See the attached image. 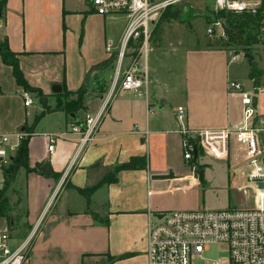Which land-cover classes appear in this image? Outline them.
I'll return each instance as SVG.
<instances>
[{
  "label": "crops",
  "instance_id": "1",
  "mask_svg": "<svg viewBox=\"0 0 264 264\" xmlns=\"http://www.w3.org/2000/svg\"><path fill=\"white\" fill-rule=\"evenodd\" d=\"M116 18L94 14L88 0H6L2 10L0 41L5 40L16 54L27 85L43 95L30 92L41 105L33 99L32 105L24 107V90L0 57V134L14 139L18 132L30 133L27 164L31 171L23 173L26 219L30 227L41 223L29 264H51L55 258L88 253L103 255L104 264H146L148 216L187 210L167 198L198 184L199 175L192 179V164L182 156L177 109L185 110L190 129H233L242 119L241 95L228 89V82L234 81L243 87L247 84L245 92L257 96V110L264 113V75L255 87L244 57V63L236 66L237 53L224 49L202 46L167 52L155 46L147 57L149 84L142 95L115 90L94 140L78 157L75 134L59 140L49 153L45 135H61L70 124L81 122L85 113L101 112L111 95L114 69L113 64L106 66L117 53L127 25L116 23ZM109 43L111 55L106 51ZM259 44L264 47V40ZM253 63L260 68L258 57L253 56ZM63 88L71 93L86 89L84 111L69 117L55 109L56 95ZM88 95H102V99L88 100ZM132 157H145L147 168L119 172L117 183L103 185L88 201L78 194L77 189L93 186L107 169ZM202 157H197L196 165L205 168ZM97 161L102 166L90 169ZM45 162L59 178L40 172ZM169 171L174 178L151 179ZM124 255L130 256L121 258Z\"/></svg>",
  "mask_w": 264,
  "mask_h": 264
},
{
  "label": "built area",
  "instance_id": "2",
  "mask_svg": "<svg viewBox=\"0 0 264 264\" xmlns=\"http://www.w3.org/2000/svg\"><path fill=\"white\" fill-rule=\"evenodd\" d=\"M183 1L186 0H88L93 13L98 16L127 17L117 53L110 56L115 67L112 92L101 112L85 113L81 122L70 124L68 131L61 135H45L49 153L59 140L75 134L78 136L75 157H78L94 140L115 90L142 95L149 84L147 57L151 52L152 29L167 8ZM214 8L216 14L222 12L256 20L259 34H264V0H214ZM218 18L206 29V34L217 39L227 38ZM112 50L113 46L107 44L106 51L110 55ZM228 89L241 95L242 119L237 127L190 129L185 123V110L179 108L176 111L179 125L177 134L181 137L182 156L187 162L193 161L195 153L196 157L204 155L224 160L229 155L230 140L234 138L240 143L244 151V163L250 170L246 179L254 190L253 207L221 211L180 210L149 215L145 233L146 264H192V260L200 257L210 246L220 244L226 246L227 256L221 263L215 264H264V187L259 188L260 184L264 185V148L260 145L264 135V113L253 109L254 93L245 92L241 84L229 81ZM21 97L24 107L32 105L30 92L23 91ZM142 134L146 140L148 132L145 130ZM28 135L18 132L12 139L9 135L0 134V189L8 181L6 169L11 157L15 155L20 141ZM194 167L197 166L192 164V179H195ZM40 223L39 220L16 240L11 238L7 229L0 230V264H29V252L38 235Z\"/></svg>",
  "mask_w": 264,
  "mask_h": 264
},
{
  "label": "rangeland",
  "instance_id": "3",
  "mask_svg": "<svg viewBox=\"0 0 264 264\" xmlns=\"http://www.w3.org/2000/svg\"><path fill=\"white\" fill-rule=\"evenodd\" d=\"M214 11V0H186L172 6L154 25L151 33V47L156 46V48L159 47L170 52L172 50L180 51L184 48L207 47V44H212L214 45L213 48L237 53L239 61L236 66L244 63L243 54L245 53L258 57L260 61L259 70L262 71L264 47L259 42L242 48L234 45H224L227 38L217 39L214 36H207L206 29L212 26L215 19ZM115 22L118 24L127 22V17L118 15ZM215 31L219 32V29L215 28ZM258 31L259 29H250L245 30L243 34L244 36L249 33L254 35ZM235 73H241V69H236ZM244 88H248L247 84L243 87L245 91ZM95 91L97 90L95 89ZM30 96L35 100L36 105H41L39 99L35 98L36 95L30 93ZM72 96L76 95L65 96L62 91L58 93V97L63 103L67 100L76 99V97L72 99ZM234 141L233 138L230 140V151L226 159L216 160L208 156L202 157L207 163V167H199V173L202 177L198 179L196 186L192 185L184 191L176 192L171 198L167 199H170V202L175 203L177 206L187 208V210L221 211L232 208H252L254 190L252 186H249L250 182L246 179L250 170L244 163L242 146ZM260 145L264 148V135L261 138ZM234 160L238 166H233L235 164ZM28 172L24 167L18 168L12 179L8 177L10 181L4 192H2V196H0V230L7 229L13 240L19 239L30 228L26 219L28 209L26 208L25 199L26 179L23 174ZM165 212L172 211H164L163 213ZM11 221H13V227L9 224ZM226 256L227 249L225 245H212L200 257L192 260L191 263H221ZM104 258L100 253L78 254L77 257L75 254H69L66 258L53 259L51 264H104Z\"/></svg>",
  "mask_w": 264,
  "mask_h": 264
},
{
  "label": "trees",
  "instance_id": "4",
  "mask_svg": "<svg viewBox=\"0 0 264 264\" xmlns=\"http://www.w3.org/2000/svg\"><path fill=\"white\" fill-rule=\"evenodd\" d=\"M5 4H6V0H0V17L2 14V10L5 7ZM170 8L171 7L167 8L163 12V14L166 13ZM218 16L219 17L224 16V17H227V19H228L227 29H225L227 41L224 43V45H229V46L234 45V46L246 48L247 45L249 46L251 44H255V43L260 42L259 31L254 35H251L249 33V34L244 36V34H243V32L245 30L259 29L258 24L256 23V20L251 19V18H243L242 16H239V15L238 16H232L231 14L225 15L222 12H218L217 14L215 13V18H217ZM206 46L210 48V47H213L214 45L207 44ZM0 57L2 59V62L5 65L11 67L12 75H13V77L16 81V84L18 86L22 87L24 91L33 92L37 96H39L40 98L43 97V95L40 93L39 90L32 89L27 85L26 81L23 78L22 72L19 68V62H18V59L16 57V54L12 53L8 49L5 40L0 41ZM263 75H264L263 71L257 69L256 65L254 63H252L251 69L249 72V78L251 80H253L255 87L259 86L260 77H263ZM62 93L65 96H70L72 94L76 95V99L71 100V101L67 100L65 103H63L57 94L56 96L59 100L56 103V107H55L56 110L64 111L69 117H74L78 111H84L85 110V107L83 105V101H84L85 95H86V89L85 88H80L75 93L67 92L66 89L63 88ZM98 94H102V91L99 90ZM46 111H48V108H46L36 118V121H38L39 118H41L45 114ZM28 134H30V133H28ZM29 138H30V135H28L27 137H25L24 139H22L20 141L18 149H17L14 157L11 159L9 167L6 169V173L8 174L9 178H11V179H12L13 175L16 173V171L18 170V168H20V167H24L27 172L31 171L28 168V164H27ZM196 160H197V157L194 158L193 161L191 162L195 166H197ZM101 166H102V162L97 161L96 163H94L90 167V169L99 168ZM146 168H147V159L145 157H132L125 163L116 164L113 167L107 169L105 171L104 175L102 176V178L93 186L86 187L83 189H77V192L80 196L84 197L88 201L89 198L91 197V195L96 190H98L100 187H102L103 185H109V184L117 183L119 172L127 171V170H145ZM40 172L43 173L44 171H40ZM198 175H199V179H201L202 175H201V173H199V167H198ZM59 176L60 175H58L57 173L51 174V177H53L54 179L59 178ZM9 178H8V181L5 184V186L2 189H0V196H2V194H3L2 192H4L7 184L9 183V181H10ZM129 256L130 255H124L121 258H126Z\"/></svg>",
  "mask_w": 264,
  "mask_h": 264
},
{
  "label": "water",
  "instance_id": "5",
  "mask_svg": "<svg viewBox=\"0 0 264 264\" xmlns=\"http://www.w3.org/2000/svg\"><path fill=\"white\" fill-rule=\"evenodd\" d=\"M218 20L220 21L223 29L224 30L227 29V23H228L227 17L221 16V17L218 18ZM259 40L260 41L264 40V35H260ZM243 57L245 59H247V61H248V63L250 65L253 63V56L252 55H250L248 53H245ZM112 61H113L112 59L109 60L107 66H106L107 68L111 66ZM93 70L94 71H99L100 69L99 68H94ZM87 82H88V78H87ZM87 99L88 100L102 99V95H88ZM42 102H43V108H45L46 107V98H43ZM257 104H258V98H257L256 95H253V97H252V107H253V109L255 111H257ZM194 157L196 158V153H195ZM262 162H263V165H264V158L262 159ZM40 170L44 171L45 177H47V178L50 177L51 169H50V165H49L48 162L43 163L40 166ZM193 175H194V178L197 179V167H194ZM172 178H174V176H173V173L171 171H169L167 174L152 175V177H151L152 180H165V179H172ZM262 187H264V185L260 184L259 188H262ZM10 225L11 226L13 225V221L10 222Z\"/></svg>",
  "mask_w": 264,
  "mask_h": 264
}]
</instances>
